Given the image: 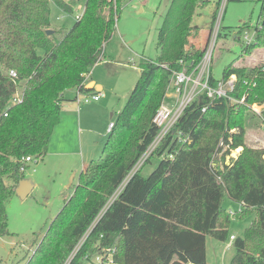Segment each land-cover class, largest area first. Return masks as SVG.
<instances>
[{
	"label": "trees",
	"instance_id": "16d2710c",
	"mask_svg": "<svg viewBox=\"0 0 264 264\" xmlns=\"http://www.w3.org/2000/svg\"><path fill=\"white\" fill-rule=\"evenodd\" d=\"M75 1L0 0V112L17 91L22 95L0 120V236L8 233L6 203L28 168L21 158L38 160L46 154L63 93L84 89L86 75L101 60L115 30L121 0H82L83 12L69 29L60 37L55 30L46 33L51 3L72 13ZM234 1L241 0H227ZM208 2L170 0L157 32V57L140 59L137 81L113 121L102 157L80 172L25 264H64L85 234L69 264H95L92 256L103 250L110 253V264H206L205 237L230 240L229 216L221 205L224 194L242 204L236 216L254 214L243 236L232 239L235 253L229 264H264V148H252L244 140L246 120L264 122V109L258 116L248 107L264 103V64H229L221 78L236 76L231 94L244 97V103H209L204 95L194 100L156 151L159 155L168 148L172 157L160 158L146 176L140 169L134 172L114 196L156 134L152 117L171 73L190 69L204 53V44L190 39L200 33L193 15ZM259 15L243 52L264 48V0ZM10 70L17 76L11 77ZM215 80L211 76V84ZM185 136L186 141L177 142L176 137ZM220 142L225 154L242 150L228 162L222 157L219 164L214 155Z\"/></svg>",
	"mask_w": 264,
	"mask_h": 264
},
{
	"label": "rangeland",
	"instance_id": "374dc122",
	"mask_svg": "<svg viewBox=\"0 0 264 264\" xmlns=\"http://www.w3.org/2000/svg\"><path fill=\"white\" fill-rule=\"evenodd\" d=\"M69 1L72 2V0ZM208 1L204 8L196 11L192 19V24L199 27L202 33L209 27L216 0ZM75 2L72 13L60 12L51 3L50 29L57 31V37L69 29L74 22V15L83 9L82 0ZM169 2L170 0L120 1L115 30L104 46L102 62L95 64L91 69L92 77L103 84L105 97L101 101L111 106L109 112L113 113V117H107L109 122L114 121L137 81L140 59L157 57V32ZM260 2L261 0L226 1L220 24V35L210 60L211 74L214 79H220L229 64L235 66L243 64L248 67L264 64V48H254L248 53L243 52L245 33L248 38H253L255 27L260 23ZM245 23L249 26L245 27ZM204 38L206 40V37ZM204 38L199 33L192 39V43L202 45L205 43ZM171 93L172 89L169 86L163 98L164 102H171V98L167 96ZM66 94L72 97L73 89L67 90ZM76 101L78 110L80 107L85 109L94 103L92 100L84 102L83 99H76ZM64 104L61 103L60 121L49 138L47 153L38 160L28 163V168L24 172V176L32 179L34 183L31 193L24 200H20L13 194L6 203L8 233L0 236V264H25L36 243L44 236L51 221L63 206L64 198H68L73 192L81 169L84 166L87 167L91 161L95 162L102 157V147L108 136L106 129L101 131L100 135L98 132L87 131L84 125L89 123V114H85L79 124L74 125V131H71L68 122L77 119V106L71 107L72 102H67V107H64ZM229 104L234 105V103ZM251 104L248 105L250 110ZM245 125L244 140L247 145L252 148H264L263 124L253 117L246 120ZM80 130L81 135H79ZM59 137L65 139L64 145L59 143ZM241 150L240 146L239 152ZM55 151L64 154H57V152L52 155L51 153ZM221 156V152L215 156L219 164L222 163ZM159 160L160 156L153 154L140 168V174L148 175ZM221 205L229 216L228 234L242 237L244 230L252 222L254 214L249 213L244 218L236 216L239 210H243V206L239 202L230 200L226 194L222 197ZM84 236L80 240L83 241L82 244L88 235ZM232 243L233 241L228 237L221 241L206 236V264H229L235 253ZM99 253H95L91 259Z\"/></svg>",
	"mask_w": 264,
	"mask_h": 264
},
{
	"label": "built area",
	"instance_id": "2783aa9c",
	"mask_svg": "<svg viewBox=\"0 0 264 264\" xmlns=\"http://www.w3.org/2000/svg\"><path fill=\"white\" fill-rule=\"evenodd\" d=\"M227 0H218L217 5L215 7V13H214V19L211 24V27L208 30L206 40L204 43L205 49L204 53L201 57V59L195 63L190 69H187L186 66H183L180 70H175L171 73L170 76V82L169 86H171L172 93L168 94L167 96L171 98V102L167 103L164 102L162 99L161 103L159 104L158 108L156 109L153 117L152 122L155 125L157 131L154 135L153 139L149 143V145L146 147V149L142 152V154L139 156L138 160L134 164V166L131 169V172L129 173V176L123 180V182L117 187V189L114 192V196H116L120 190L125 185L128 178L137 170H139L146 161L149 160V158L156 154L157 149L162 144L164 139L167 137L168 134H170L172 128L174 125L180 120L181 116L187 109V107L196 99H198L200 96H205L208 99L209 103H212L215 100L218 99H224L229 103H242L244 100V97H241L239 100L235 101L236 98L232 96V92L235 89V83H236V76L234 74H231L226 79H217L215 80L214 84H211V68H210V60L212 51L215 47V43L217 41V38L220 34V24L221 20L223 18L224 10H225V3ZM83 12V9L76 13L74 15V20L79 19L81 14ZM244 38L246 39L244 44L248 45L251 41V37H247V34L245 33ZM8 74L11 77H16V73L13 70H10ZM255 83H253L254 86ZM166 88V90H167ZM104 95L103 92H95V93H87L80 95L77 93V99L78 100H84V102L88 101H96L100 97ZM166 95V92H165ZM164 95V97H165ZM163 97V98H164ZM22 100V95L20 90L17 91L12 98L8 101L5 108L0 112V120L1 117L7 116V111L11 106H14L18 103H20ZM255 106H254V105ZM250 105L251 110L254 111L258 116H261V111L264 109V103H253ZM207 106H203L201 108V111L204 112L206 110ZM263 128H264V122ZM113 122L108 124L107 131L109 132L112 128ZM180 134V133H179ZM177 142H183L187 140V137L179 138L176 137ZM220 146H222L221 150L217 153L221 152L223 159L228 162L230 158H236L237 154L239 153L240 147H237L235 149H229L230 152L225 154L226 146L223 145L220 142ZM168 149V148H167ZM167 149L161 151V153L158 155L160 158L169 157L171 158V154H167ZM236 152V153H235ZM217 153L214 155L217 156ZM264 158V155H263ZM21 161L23 163H31L35 161L30 156H24L21 158ZM20 169L23 171L25 168L24 166H21ZM242 205V204H241ZM240 211V210H239ZM85 237V236H83ZM82 237V238H83ZM81 238V239H82ZM234 235H230V240L234 239ZM83 241H79L67 259L65 260L64 264H69L73 256L77 253L80 246L82 245ZM85 258H88L87 255ZM95 259V261H94ZM92 261L95 264H110L111 263V255L107 251L103 254L99 253L97 254Z\"/></svg>",
	"mask_w": 264,
	"mask_h": 264
},
{
	"label": "crops",
	"instance_id": "0c3cea01",
	"mask_svg": "<svg viewBox=\"0 0 264 264\" xmlns=\"http://www.w3.org/2000/svg\"><path fill=\"white\" fill-rule=\"evenodd\" d=\"M214 6H215V3H214ZM207 33H208V28L203 33L200 30V34H201L202 38L206 37ZM190 40H191V43H192V39H190ZM100 62H102V61L100 60L97 63H100ZM89 81H93L95 84L101 85V90H99V91L86 90L84 88L82 91H80V90L78 91L76 89H73L74 95L72 97H69V94H66V91H65L63 93V95H62L63 98L65 99V100H63L62 104L65 103L64 107H67L68 105L66 103L67 102H72L71 107H76L77 106V119L75 118V119L71 120L70 122H68V127L70 128L71 131H74V125L76 123L79 124L80 120L84 117L85 114H89V117H88L89 123H88V125H84V127L86 128L87 131H89L91 133L98 132L99 133L98 135H100L101 131H103L104 129H106V131H107L108 124L111 123V122H109L107 120L108 119L107 117H113V113L109 112L110 111L109 109H110L111 106H108V103H104V101H101L105 97V92L103 91V84L100 83V81H98L96 78L92 77L91 71H90L89 74L86 75V79H85L84 83L86 84ZM68 91H70V90H68ZM95 92H103L104 95L102 97H100L96 101L93 100L94 103L92 105H90L91 107L88 106L85 109L83 107L82 108L80 107L81 109L79 108V110H78V102L76 101L77 93L80 95L81 93L87 94V93H95ZM108 114H109V116H108ZM59 121H60V119H59ZM86 122H87V119H86ZM78 130H79V128H78ZM53 131H54V129H53ZM53 131H52V133H53ZM107 133H108V131H107ZM79 135H81V130H80ZM58 140H59V143L61 145H64V143H65V139L64 138L59 137ZM56 141H57V139H56ZM57 152L58 151H55L54 153H51V154L54 155ZM66 153L69 154V152H67V151H66ZM57 154H64V153L58 152ZM84 168H85V166L83 167V169ZM83 169H81V171H83Z\"/></svg>",
	"mask_w": 264,
	"mask_h": 264
},
{
	"label": "water",
	"instance_id": "95a60500",
	"mask_svg": "<svg viewBox=\"0 0 264 264\" xmlns=\"http://www.w3.org/2000/svg\"><path fill=\"white\" fill-rule=\"evenodd\" d=\"M53 32V29H47L46 33L50 34ZM84 88L86 90H95L99 91L101 90V85L95 84L93 81H89L84 85ZM34 187V183L32 179L23 177L18 180V182L15 185L14 194L20 199L24 200L32 191Z\"/></svg>",
	"mask_w": 264,
	"mask_h": 264
}]
</instances>
